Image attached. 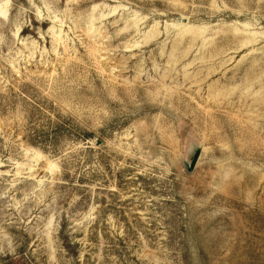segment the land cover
Returning a JSON list of instances; mask_svg holds the SVG:
<instances>
[{
    "label": "rangeland",
    "instance_id": "1",
    "mask_svg": "<svg viewBox=\"0 0 264 264\" xmlns=\"http://www.w3.org/2000/svg\"><path fill=\"white\" fill-rule=\"evenodd\" d=\"M0 264H264V0H0Z\"/></svg>",
    "mask_w": 264,
    "mask_h": 264
},
{
    "label": "water",
    "instance_id": "2",
    "mask_svg": "<svg viewBox=\"0 0 264 264\" xmlns=\"http://www.w3.org/2000/svg\"><path fill=\"white\" fill-rule=\"evenodd\" d=\"M196 159H197V156L195 155L194 158H193V160H192V163H191L192 166L194 165Z\"/></svg>",
    "mask_w": 264,
    "mask_h": 264
}]
</instances>
